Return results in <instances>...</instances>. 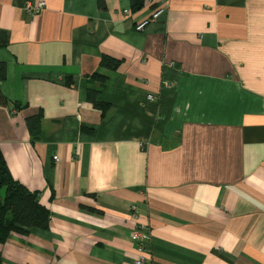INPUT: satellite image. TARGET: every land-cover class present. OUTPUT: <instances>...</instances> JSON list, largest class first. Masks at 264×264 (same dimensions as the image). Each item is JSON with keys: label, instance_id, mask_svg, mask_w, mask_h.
Returning <instances> with one entry per match:
<instances>
[{"label": "crops", "instance_id": "1", "mask_svg": "<svg viewBox=\"0 0 264 264\" xmlns=\"http://www.w3.org/2000/svg\"><path fill=\"white\" fill-rule=\"evenodd\" d=\"M36 1L0 0V151L49 219L0 264H135L137 223L149 264H264V0Z\"/></svg>", "mask_w": 264, "mask_h": 264}, {"label": "trees", "instance_id": "2", "mask_svg": "<svg viewBox=\"0 0 264 264\" xmlns=\"http://www.w3.org/2000/svg\"><path fill=\"white\" fill-rule=\"evenodd\" d=\"M144 2L145 0H131V9L140 10ZM6 44L7 34L0 30V48ZM101 62L110 68H115L117 64L111 58H102ZM5 76L6 65L0 61V81ZM96 92L95 89H88L87 99L104 114L109 105L97 101ZM5 104H7V99L0 91V105ZM35 119L30 118L28 122L32 124ZM48 217L49 211L38 201L37 192L28 190L12 178L0 151V243L4 242L11 232L25 234L30 227L47 228Z\"/></svg>", "mask_w": 264, "mask_h": 264}, {"label": "built area", "instance_id": "3", "mask_svg": "<svg viewBox=\"0 0 264 264\" xmlns=\"http://www.w3.org/2000/svg\"><path fill=\"white\" fill-rule=\"evenodd\" d=\"M148 1L150 3L158 1L159 3L156 6V8L150 12L149 16L143 18L135 25L136 30L141 31L150 23L156 21L166 9V5H165L166 0H148ZM44 3H45L44 0H37L36 2H27L25 5V9L31 13H37L42 8ZM148 99H152V95H149ZM53 159L58 160L57 155H54ZM130 209H131V214L133 215V217H135L137 206L131 205ZM129 237L135 243L138 252L141 253V255L135 260V264H149L150 258L145 256V248L149 242L148 241L149 233L147 227H145V225L143 224L137 223L130 232Z\"/></svg>", "mask_w": 264, "mask_h": 264}]
</instances>
